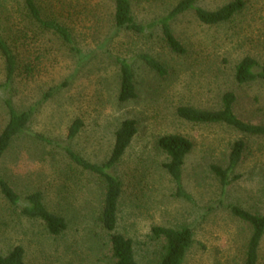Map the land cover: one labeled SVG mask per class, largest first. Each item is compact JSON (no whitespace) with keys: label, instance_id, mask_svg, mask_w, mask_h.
I'll return each mask as SVG.
<instances>
[{"label":"rangeland","instance_id":"rangeland-1","mask_svg":"<svg viewBox=\"0 0 264 264\" xmlns=\"http://www.w3.org/2000/svg\"><path fill=\"white\" fill-rule=\"evenodd\" d=\"M180 0H131L137 22L164 16ZM233 0H197L215 10ZM42 14L72 31L78 53L53 34L29 29L23 0H0V35L17 55L12 101L19 111L32 110L29 132L64 141L71 122L83 126L72 148L85 159L101 163L109 155L113 134L126 118L137 132L114 173L122 182L116 230L133 242L138 264H159L162 240L153 226L192 230V244L181 264H243L250 226L231 214L237 205L264 213V136H248L219 124L181 119V105L219 109L221 97L233 91L234 113L245 122L264 123V84H237V62L250 55L264 66V0H243L229 21L201 23L193 10L177 14L172 32L185 53H172L159 29L152 36L135 35L113 25V0H36ZM148 53L167 69L164 76L139 58ZM132 58L136 96L118 100L119 70L115 57ZM5 79L0 55V83ZM7 112L0 101V131ZM180 134L192 142L181 168L185 197L164 164L159 137ZM246 143L242 161L223 189L211 165L225 167L231 144ZM0 174L24 194L39 190L48 209L66 219V229L50 235L42 222L11 212L0 195V255L22 245L26 264H113L109 234L100 213L104 188L100 180L75 166L61 148L20 135L0 165ZM264 264V236L259 262Z\"/></svg>","mask_w":264,"mask_h":264},{"label":"trees","instance_id":"trees-1","mask_svg":"<svg viewBox=\"0 0 264 264\" xmlns=\"http://www.w3.org/2000/svg\"><path fill=\"white\" fill-rule=\"evenodd\" d=\"M23 2L27 12L29 29L40 35L53 34L71 51L79 52L72 31L68 26L57 19L55 20V18L44 16L36 0H23ZM196 2L197 0H180L166 15L147 23H141L133 18L131 0H113V25L118 29H125L132 34L144 37L152 36L154 30L159 29L168 49L174 54L181 55L185 53L184 46L175 37L171 28V21L177 14L193 10L201 23L214 25L229 21L244 7L243 0L230 1L215 10L201 8L196 5ZM0 55L5 70V79L0 83V101L7 112V121L0 131V165L7 155L10 145L20 135L31 136L33 140L39 143L61 148L75 166L96 176L103 185L100 220L103 229L109 234L113 264H138L135 259L132 240L116 230L122 182L114 173L115 166L121 160L137 132L136 121L133 118H126L120 122L113 134L110 153L101 163L85 159L71 146L72 140L83 126V121L80 118L71 122L64 141L52 140L39 133L29 132L28 124L32 110H17L11 95L12 81L17 71V55L1 35ZM138 58L157 74L164 76L168 73L166 67L150 54L141 53ZM115 61L119 70L118 100L126 102L136 96L133 59L117 56ZM233 77L235 83L240 85L255 82L264 84V66L254 57L244 56L235 65ZM235 101V93L226 91L221 97L219 109H199L181 105L177 108L176 113L181 119L191 123L219 124L244 135L264 136V123L245 122L234 113ZM157 145L168 158L164 168L175 184L176 194L179 197L187 198L181 183V168L185 156L192 149V142L180 134H165L159 137ZM245 146L246 143L243 139H236L231 144L226 166L211 165V171L219 179L223 189L230 183L232 171L242 161ZM262 182L264 185V173ZM25 192L24 194L19 193L9 180L0 174V195L11 212L21 218L42 222L50 235L62 233L67 227L66 219L46 207L41 191L26 190ZM228 208L231 214L247 223L251 228L243 264H258L259 247L264 236V213H251L237 205H229ZM150 234L153 238L163 242L159 264L182 263L186 251L192 244L193 233L189 227L172 228L156 225L150 229ZM24 258L23 246L14 245L5 254L0 255V264H26Z\"/></svg>","mask_w":264,"mask_h":264}]
</instances>
